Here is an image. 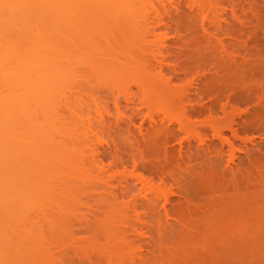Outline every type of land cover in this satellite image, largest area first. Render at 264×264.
<instances>
[{
  "label": "rangeland",
  "instance_id": "374dc122",
  "mask_svg": "<svg viewBox=\"0 0 264 264\" xmlns=\"http://www.w3.org/2000/svg\"><path fill=\"white\" fill-rule=\"evenodd\" d=\"M58 3L0 0V264H264V0Z\"/></svg>",
  "mask_w": 264,
  "mask_h": 264
},
{
  "label": "bare ground",
  "instance_id": "6f19581e",
  "mask_svg": "<svg viewBox=\"0 0 264 264\" xmlns=\"http://www.w3.org/2000/svg\"><path fill=\"white\" fill-rule=\"evenodd\" d=\"M125 1H126V0H125ZM55 2H56V1H55ZM167 2H168V1H163V2L161 3L162 5L160 6V8H157V9H156V8L154 7V8H155V9H154V8L152 7L151 9H154V10H155V11L153 10V12H155V14H154L153 12H152L153 14H152L151 12H148V10H150V7H149L148 10H145V12L143 11L144 13L141 14V17H139V18H140L139 20H138V19L136 20V18H134V20H133V17H135V16H132V15H133V12H134V14H135V11H133V10H135L134 7H133V10H129V9H128V10H129L128 12L132 11V12H131L132 14L127 12V16L130 17L129 20H131V21L133 20V23L136 22V21H137V22H138V21H142V22H150L151 19H152V23H153V22L155 21V20L153 21V19H156V21H155L156 23H157V22H158V23L160 22V23H165V24H166V22H167V18L164 16V13H163V12L169 14V8H168V4H167ZM130 3H134V2L131 1ZM56 4H57V3H56ZM59 5H60V7H61L62 9L64 8V9H66V11H69V10H67V9L69 8V7H68V5H69V0H59L58 6H59ZM130 5H131V4H129V6H130ZM133 5H134V4H133ZM144 5H145V4H144ZM131 6H132V5H131ZM131 6H130V7H131ZM134 6H135V5H134ZM144 7H145V6H144ZM146 7H147V6H146ZM128 8H129V7H128ZM64 9H63V10H64ZM130 9H131V8H130ZM144 9H145V8H144ZM76 12H78V11H76ZM76 12H75V13H76ZM79 12H80V11H79ZM34 13H35V11H34ZM37 14H38V13H37ZM37 14H36V15H37ZM40 14H42V13L40 12ZM40 14H39L38 16H40ZM128 14H129V15H128ZM156 14H157V16H155ZM53 15H54V16H53ZM53 15H52V16H51V15L49 16V15L45 14V15H43L44 17L41 15L42 17L40 16L39 18L43 19V21H45V22L47 21V23H48V22H49V23L52 22V20L56 22V21L58 20L57 18L60 17V16H57V15H56V16H57V17H56L54 13H53ZM153 15H154L155 17H152ZM38 16L36 17V19L38 18ZM131 17H132V18H131ZM48 18L50 19V21H49ZM34 19H35V16H34ZM51 19H52V20H51ZM149 20H150V21H149ZM43 21H42V22H43ZM131 21H130V22L128 21L129 23H127L128 26L131 25L129 28H132V24H133V23H132ZM37 22H38V21H37ZM42 22H41V23H42ZM55 22H52L53 25L55 24V25H54L55 30H57L56 28H58V27L61 28V30H62V31H60V32H59V31H55L56 33L58 32V34H60V35L57 34V36H59L61 39H62V38H63V39L65 38V40H66L67 43L65 42V40H62V41L65 42V44H66L67 47H68L67 44H69L68 42L70 41V43H71V44H70L71 46L69 45L70 47L68 48L69 51H70V48H71V47H73V48H72V50H74L73 52H75V50L77 51L78 48H80V49L82 48V49L85 50V49L88 48V46H90L89 48L92 47V45H89V44H91L92 42L90 43L89 41H92L93 39L90 38V40H88L89 44H87L86 42H84V41H83L84 39H81L82 42L84 43V45H87V46H85V47H86V48H85V47H83V44H79V42H78V40H79V38H78V34H76V32H74V30L71 28L70 24H61V25H60L59 20H58L56 23H55ZM57 23H58V24H57ZM110 23H112V22H110ZM110 23H109V24H110ZM138 23H139V22H138ZM152 23H151V24H152ZM44 24H45V23H44ZM109 24H107V25H109ZM136 24H137V23H136ZM149 24H150V23H148L147 25H149ZM151 24H150V25H151ZM50 25H51V23H50ZM53 25H52V26H53ZM56 25H57L58 27H57ZM111 26H112V25H111ZM128 26H127V27H128ZM134 26H135V25H134ZM134 26H133V27H134ZM50 27H51V26H49V29H50ZM105 27H107V26L105 25ZM70 28H71V29H70ZM110 28H112V27H110ZM52 29H54V28L52 27ZM108 29H109V27L107 28V30H108ZM58 30H60V29H58ZM99 31H100V30H99ZM99 31H98V32H99ZM105 31H106V29H105ZM105 31H102V30H101V32H99V33L101 34V36H102V32H103V35H104V32H105ZM107 32H108V31H107ZM109 32H110V30H109ZM109 32H108V34H109ZM56 33H55V34H56ZM110 33H111V32H110ZM140 33H141V32H140ZM140 33H139V34H138V33H135L136 36L134 35V33H128V34H127V38H126L125 41H128V43H130V44H134V45H138V44H139V51H141L142 54H146V52H147V53H150V52H152L153 49H155V48H157V49H159V50H160V49L162 50V48L165 47L164 50H162V51H164V52L167 51V49H169V48L166 49V46L169 45V42H165V39H163V38H162V39H163L164 41L161 39L162 43H160V42H161V41H159L160 39L157 40V39H155V38L153 37L156 41H159V42H156V41L153 39V40L157 43L158 47L162 46V48H161V47H160V48L156 47L157 45H155V44L153 45L154 42H153L151 39H150V40H151L152 43L150 42V43H148L149 45H148V44L145 45V44H144L145 42H143V41H145V38H143V37H144L143 35H145V34H144V32L141 33V34H140ZM50 34H51V33H50ZM53 34H54V33H53ZM100 34H99V35H100ZM131 34H132V35H131ZM109 35H110V34H109ZM128 35H129V36H128ZM48 36H50V35H48ZM48 36H47V37H48ZM51 36H52V34H51ZM106 36H108V35H106ZM130 36H131V37H130ZM129 37H130V38H129ZM45 38H46V37H45ZM48 38H49V37H48ZM50 38H51V37H50ZM52 38H53V36H52ZM103 38H106L105 35H104ZM160 38H161V37H160ZM55 39H56V37H55ZM88 39H89V38H88ZM108 39H109V43H110V38H108ZM108 39H107V40H108ZM142 39H143V41H142V43H141V40H142ZM46 40H48V39L46 38ZM46 40H45V41H46ZM57 40H58V39H57ZM67 40H69V41H67ZM48 41H49V44H50V40H48ZM51 41H52V40H51ZM85 41H87V40L85 39ZM52 42H53V41H52ZM54 42H55V41H54ZM54 42H53V43H54ZM56 42H57V41H56ZM58 42H59V41H58ZM45 43H46V42H45ZM45 43H44V45L46 46ZM59 43H60V42H59ZM140 43H141L142 45H141ZM158 43L161 44V45H159ZM55 44H58V43H55ZM61 44H62V43H61ZM61 44H60V45H61ZM65 44L63 43V45H65ZM162 44H163V45H162ZM47 45H48V44H47ZM50 45H51V44H50ZM60 45L58 44V48H59V49H60V47H61ZM150 45H151V46H150ZM152 45H153V46H152ZM164 45H166V46H164ZM59 46H60V47H59ZM66 46H64V47H66ZM79 46H80V47H79ZM163 46H164V47H163ZM133 47H134V46H133ZM153 47H154V48H153ZM45 48H46V47H45ZM56 48H57V47H56ZM62 48H63V46H62ZM47 49H48V48H47ZM52 49H53V48H52ZM80 49H79V50H80ZM136 49H137V48H136ZM157 49H156V50H157ZM24 50H25V49H24ZM44 50H45V49H44ZM61 50H62V49H61ZM61 50H60V51H61ZM84 50H83V51H84ZM98 50H100V49H97V51H98ZM111 50H112V49H111ZM111 50H110V51H111ZM88 51H89V49H88ZM157 51H158V50H157ZM157 51H154V52L156 53ZM62 52H63V51H62ZM84 52H86V51H84ZM99 52H100V51H99ZM158 52H159V51H158ZM100 53H101V52H100ZM160 53H162V52L160 51ZM151 54H152V53H151ZM158 54H159V53H158ZM158 54H157V55H158ZM162 54H163V53H162ZM154 55H155V54H154ZM157 55H156L155 57H158ZM83 56H84V55H82V57H83ZM149 56H153V55H149ZM101 57H102V56H101ZM104 57H105V59L102 58L101 61H100V59H98V63H97L98 65H96V67H98V69H99V68H103L104 65H107V67H110V66H111V65L109 66L108 64H106L105 61H108V62H109L110 59H113V58H110V55H109V57H106V56L104 55ZM107 58H108V59H107ZM109 58H110V59H109ZM156 59H157V58H156ZM156 59L154 58V60H156ZM159 60H161V59H159ZM90 61H92V60H90ZM96 61H97V60H96ZM157 61H158V60H157ZM162 61H164V60L162 59ZM34 62H35V61H34ZM39 62H40V61H39ZM42 62H43V61H42ZM42 62H41V63H42ZM99 62H100V63H99ZM30 63H31V62H30ZM32 63H33V62H32ZM32 63H31V64H32ZM45 63H46V62H45ZM87 63H88V62H87ZM144 63H145V62H143V65L146 66V63H145V64H144ZM37 64H38V63H35V65H37ZM92 65H93V64H92ZM100 65H101V66H100ZM102 65H103V66H102ZM25 66H26V65H25ZM30 66H31V65H30ZM33 66H34V65H33ZM33 66H31V67L28 66V67H27V68H30V69L28 70L30 74H31L32 72H33V76H34V74H35L34 77L32 76L33 79H34V78L36 77V75H37V76H38V78L36 77L37 80H41V82L43 83V85L47 82L50 86H52V85H51L52 80H51V83H49V81H50L49 76H46V75H51L50 72L47 70V71H48L47 74L45 73L46 75H44L42 69L40 68V67H42V66H40V65H39V66H36V67H35V66L33 67ZM44 66H45V65H44ZM94 66H95V65H94ZM46 67H47V66H46ZM111 68H112V67H111ZM24 69H26V68H24ZM24 69L22 68V71H24ZM45 69H46V68H45ZM68 69H69V68H67V73H66V75H67L68 73L71 74V75L68 74V76H72V75L76 74V72H77V71L75 72V70H73L72 67H71V70H72V71H69ZM63 70H64V69H63ZM22 71H21V72H22ZM25 71H26V70H25ZM25 71H24L23 74H24V75H27L28 72L26 71L27 73L25 74ZM64 72H65V71H64ZM64 72H63V73H64ZM53 73H55V72H53ZM59 73H60V72H59ZM80 73H81V72H80ZM57 74H58V73H57ZM57 74L55 73V75H56L57 77L53 75V77L51 76V78H52L53 80H54V78H55V80H57L56 78H59V76H60V74H59V76H58ZM31 75H32V74H31ZM63 75H64V74H63ZM63 75H61V76L63 77ZM80 75H82V74H80ZM27 76H28V75H27ZM44 76H46V78H47V77H48V78L46 79ZM61 76H60V77H61ZM75 76H76V75H75ZM77 76H78V75H77ZM77 76H76V77H77ZM19 77H22V76H19ZM25 77H26V76H24V78H25ZM29 77H30V75L28 76V78H29ZM41 77H42V79H40ZM79 77H80V76H79ZM26 78H27V77H26ZM28 78H27V79H28ZM30 78H31V77H30ZM33 79H32V80H33ZM45 79H46V80L49 79V80L46 81ZM61 79H62V78H61ZM30 80H31V79H30ZM34 80H36V79H34ZM34 80H33V81H34ZM55 80H54V82H55ZM58 80H59V79H58ZM108 80H109V79H108ZM24 81L26 82V80H24ZM27 81H28V80H27ZM44 81H45V82H44ZM114 81L116 82V84L119 83V82H117L116 80H114ZM114 81L109 80L110 85H111V86H109L110 88L113 87V84H114V86H115ZM35 82H36V81H35ZM41 82H39V83H40V87L42 86L41 88H44L43 91H46V90H45V89H46L45 86H43V85L41 84ZM105 82H106V81H105ZM105 82H104V84H105ZM111 82H112V83H111ZM22 83H24V82H22ZM36 83H38V81H37ZM39 83H38V85H39ZM55 83H56V82H55ZM26 84H28V82H26ZM31 84H33V83H31ZM31 84H30L29 86L26 85V87H27V86L29 87V88L27 87V89H26V87H24V91H23V93L21 94L22 96L19 94V96H21V99H22V100H21L22 105L24 106V104L27 103V102H32V103H33V102H34V103L36 102V104L39 103L38 105H40V103H42V102L45 104V102H47V101H45L46 96H45V95H41V94H36V93H37V90H36L35 88H37L38 90H40V89H39L40 87H39V88H38V87H35V85H34L35 83H34L33 85H31ZM106 84H107V82H106ZM106 84H105V85H106ZM49 85H47V87H48ZM53 85H54V84H53ZM107 85H108V84H107ZM22 86H23V85H22ZM22 88H23V87H22ZM50 88H52V87H50ZM18 90H19V88H18ZM21 90H22V89H21ZM35 90H36V91H35ZM113 90H114V89H113ZM113 90H112V91H113ZM48 91H49V89H48ZM114 91L116 92L117 90H114ZM15 92L17 93V90H16ZM15 92H14V93H15ZM52 92H53V91H51L50 94H52ZM14 93H13V94H14ZM42 94H44V93L42 92ZM50 94H49V95H50ZM15 95H16V94H15ZM15 95H14V96H15ZM46 95H47V94H46ZM49 95H47V97H48ZM11 97H12V96H11ZM16 97H17V96H16ZM18 98H19V97H18ZM19 99H20V98H19ZM46 99H47V98H46ZM17 100H18V99H17ZM19 101H20V100H19ZM44 101H45V102H44ZM12 102H13V101H12ZM23 103H24V104H23ZM10 104H11V102H10ZM10 104H9V105H10ZM12 104H13V103H12ZM13 105H14V104H13ZM16 105H17V104H16ZM26 105H27V104H26ZM41 105H42V104H41ZM10 107H11V106H10ZM24 107H26V106H24ZM74 112H75V111H74ZM74 112H73V114H74ZM76 114H77V113H75V115H76ZM78 116H79V114L77 115V117H78ZM8 120H11V119H8ZM102 121H103V120H102ZM8 122H9V121H8ZM131 124H135V120H131ZM14 138H16V137L14 136ZM22 139H23V138H22ZM13 140H14V139H13ZM40 160H41V159H40ZM42 160H43V159H42ZM34 161H35V160H34ZM56 173H57V172H56ZM58 173H59V171H58ZM60 174H61V173L56 174V175L58 176V175H60ZM55 177H56V176H55ZM58 177H61V176H58ZM63 177H64V176H63Z\"/></svg>",
  "mask_w": 264,
  "mask_h": 264
}]
</instances>
